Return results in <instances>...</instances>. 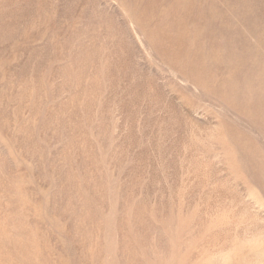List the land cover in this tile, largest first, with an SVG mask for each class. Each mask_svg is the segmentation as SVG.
Segmentation results:
<instances>
[{
  "label": "rangeland",
  "instance_id": "1",
  "mask_svg": "<svg viewBox=\"0 0 264 264\" xmlns=\"http://www.w3.org/2000/svg\"><path fill=\"white\" fill-rule=\"evenodd\" d=\"M0 264H264V0H0Z\"/></svg>",
  "mask_w": 264,
  "mask_h": 264
}]
</instances>
